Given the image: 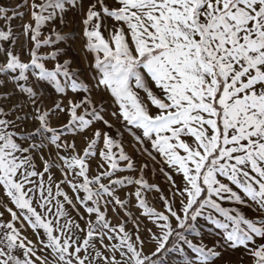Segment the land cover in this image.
Segmentation results:
<instances>
[{"label": "snow or ice", "instance_id": "6c2138e0", "mask_svg": "<svg viewBox=\"0 0 264 264\" xmlns=\"http://www.w3.org/2000/svg\"><path fill=\"white\" fill-rule=\"evenodd\" d=\"M0 264H264V0H0Z\"/></svg>", "mask_w": 264, "mask_h": 264}, {"label": "rangeland", "instance_id": "374dc122", "mask_svg": "<svg viewBox=\"0 0 264 264\" xmlns=\"http://www.w3.org/2000/svg\"><path fill=\"white\" fill-rule=\"evenodd\" d=\"M12 2L15 3V0H12ZM68 30H69V29H67V28L65 29V31H68ZM53 122H54V123H57L56 120H54ZM77 143H78V146H81V147L83 146V142H82V140H81L80 138H77ZM128 150L131 151V148H129ZM157 180L160 181V177H157ZM150 199H151V197H150ZM149 227H151L150 224H149ZM209 242H211V241L209 240ZM225 258H226V259L229 258L227 254H226ZM233 258H234V257H233Z\"/></svg>", "mask_w": 264, "mask_h": 264}]
</instances>
